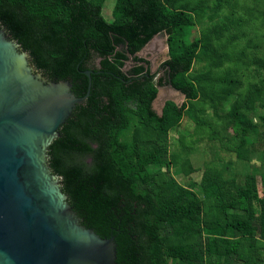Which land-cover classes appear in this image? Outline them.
<instances>
[{"label":"trees","instance_id":"trees-1","mask_svg":"<svg viewBox=\"0 0 264 264\" xmlns=\"http://www.w3.org/2000/svg\"><path fill=\"white\" fill-rule=\"evenodd\" d=\"M238 1L115 0L107 20L105 0H0V24L37 70L69 79L77 96L92 71L48 163L82 224L114 236L116 264H264V33L246 31L264 28V7L251 27L255 15L236 16ZM160 32L168 58L155 81L136 53ZM251 68L258 78L247 80ZM168 80L185 100H167L158 114L151 103ZM185 116L196 141H218L246 165L242 179L219 160L198 182L176 179L197 171L187 136L170 150ZM256 142L261 166L249 164Z\"/></svg>","mask_w":264,"mask_h":264},{"label":"water","instance_id":"water-1","mask_svg":"<svg viewBox=\"0 0 264 264\" xmlns=\"http://www.w3.org/2000/svg\"><path fill=\"white\" fill-rule=\"evenodd\" d=\"M91 73L83 71L87 89L75 95L69 79L37 70L0 24V264H116L114 236L82 224L48 163L50 144L89 95ZM165 88L184 97L169 80L158 85L151 103H161L158 114L167 100L181 104Z\"/></svg>","mask_w":264,"mask_h":264},{"label":"rangeland","instance_id":"rangeland-1","mask_svg":"<svg viewBox=\"0 0 264 264\" xmlns=\"http://www.w3.org/2000/svg\"><path fill=\"white\" fill-rule=\"evenodd\" d=\"M259 2L260 3H256L254 0H239L237 2L239 3V6L237 8L236 7L234 8L235 15L236 16L241 15L245 17L248 14V12H251L252 14L255 15V18H253L251 21L247 19V21L249 22V25L252 27V24L255 23L257 24L256 26H259L260 21H261L260 16L262 15L259 13V9L257 7L260 5L262 8L264 7L263 0H259ZM114 3H115V0H105L104 2L102 14L107 20L112 19L111 12H112ZM246 6L251 8V10L249 11L246 8ZM230 9L231 8L229 6L226 9H224L223 12L230 13L231 11ZM246 31L252 38V36L254 35L264 33V28L260 27V30H258V28L249 30L246 27ZM194 34L195 35L199 34V30L197 28L195 29V31L193 29L192 32L188 33V39L190 36H193ZM166 39H167V35L164 32H160L156 34L155 36H153V38L147 43L144 51L139 52V53L142 52L143 56L151 60V70L156 79L159 77L163 78L165 76L164 69L158 70V68H160L159 65L161 64V61L166 60L168 58V55H167L168 46H167ZM243 42L244 41H242L241 43ZM131 64L132 62L128 61L126 63V66L124 67V70H127ZM201 66H202V63H195L194 69H199ZM241 73L245 74L246 70H244V72H241ZM260 75L264 76V70H261ZM246 77H247V80L256 79L258 78V75H256V71L253 68H251L247 72ZM155 78L154 80H156ZM160 92L164 93L163 95L165 97L175 99L179 103H182L185 100V97L178 95L177 91H174L168 88H165L164 91L160 90ZM160 104L161 103L158 102L156 106H154V110L156 112H159ZM252 116L254 118V121H257V118L254 115ZM180 133L187 136L186 141L191 142L190 143L191 150L189 151L187 156L190 160V163L193 166L197 167V171L191 173L188 176L182 173L173 172L174 176L180 183L184 184L189 180H194L198 182L201 177V172H202L204 165L209 164V163H216L218 162V160L221 161L222 163H228L230 166V169H232L234 172H239L240 174L237 176L238 177L240 176L239 178L242 179V176L244 174L243 172L246 170V165H244L239 159H237L235 153L231 151H227L226 149L221 147V144L218 141H210L206 136H202L201 138H199V140L196 141V138L199 135L194 133L193 125L186 116L183 118L180 127L177 130H173L169 133L170 150L180 149L176 141ZM231 134L232 133H230L229 135ZM255 147H256V150H254V154L252 155V159L249 161V164L261 166V161L258 158L260 154L262 153L261 147H263V145L261 146L259 142H256ZM263 172H264V169H263ZM257 176H258V192L261 196V195H264V180L262 181L261 178H259V174ZM176 264H179V263H176Z\"/></svg>","mask_w":264,"mask_h":264},{"label":"flooded vegetation","instance_id":"flooded-vegetation-1","mask_svg":"<svg viewBox=\"0 0 264 264\" xmlns=\"http://www.w3.org/2000/svg\"><path fill=\"white\" fill-rule=\"evenodd\" d=\"M137 56H138V55H137ZM138 57L143 58V65H144V67L146 68V70H147L148 73H149V74H147V75L151 76V77L153 78V80H154L155 76L153 75L152 70H151V60H150V59H147L145 56H138ZM129 60H130V59H129ZM131 62H132V64H133L132 59H131ZM164 62H165V60L161 61V64L159 65L160 68H158V70H162V69H164V72H165V65H164ZM132 64L130 65V67H128V69L131 68ZM128 69H127V70H128ZM128 75H129V74H128ZM160 78H162V77H159V78H157V79L155 78V79L158 80V79H160ZM156 80H155V81H156ZM165 84H166V83L162 84L161 86H163V85H165Z\"/></svg>","mask_w":264,"mask_h":264}]
</instances>
